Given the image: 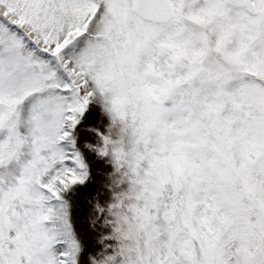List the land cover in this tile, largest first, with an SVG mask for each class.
I'll use <instances>...</instances> for the list:
<instances>
[{
  "label": "snow or ice",
  "instance_id": "obj_1",
  "mask_svg": "<svg viewBox=\"0 0 264 264\" xmlns=\"http://www.w3.org/2000/svg\"><path fill=\"white\" fill-rule=\"evenodd\" d=\"M0 264H264V0H0Z\"/></svg>",
  "mask_w": 264,
  "mask_h": 264
}]
</instances>
